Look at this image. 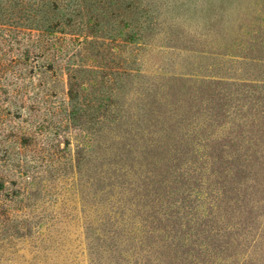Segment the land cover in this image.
<instances>
[{"label":"rangeland","instance_id":"rangeland-1","mask_svg":"<svg viewBox=\"0 0 264 264\" xmlns=\"http://www.w3.org/2000/svg\"><path fill=\"white\" fill-rule=\"evenodd\" d=\"M0 264H264V0H0Z\"/></svg>","mask_w":264,"mask_h":264},{"label":"trees","instance_id":"trees-1","mask_svg":"<svg viewBox=\"0 0 264 264\" xmlns=\"http://www.w3.org/2000/svg\"><path fill=\"white\" fill-rule=\"evenodd\" d=\"M51 28V27H50Z\"/></svg>","mask_w":264,"mask_h":264}]
</instances>
